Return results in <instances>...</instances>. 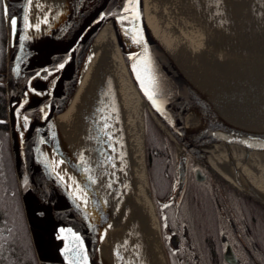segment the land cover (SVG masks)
Returning <instances> with one entry per match:
<instances>
[{"label":"water","instance_id":"1","mask_svg":"<svg viewBox=\"0 0 264 264\" xmlns=\"http://www.w3.org/2000/svg\"><path fill=\"white\" fill-rule=\"evenodd\" d=\"M152 1L150 15L147 0H132L131 12L124 11L130 7L129 0H2L7 123L39 264H69L70 260L73 264H157L147 263L144 257L149 258L150 248L142 241L137 245L145 263H132L117 260L122 246L102 238L105 224L115 241L123 237L119 220L105 201L116 176L114 114L110 119L100 104L95 108L98 101L89 103L91 143L86 144L63 103L98 33L109 24L127 74L146 103L144 112L176 145L177 177L169 202L183 193L193 161L197 179L209 173L264 204V191L241 170L245 164L264 163V63L223 61L174 39V35L178 38L174 30L179 29L173 24L167 36L161 20L165 1ZM137 12L139 18L133 20ZM177 15L172 16L178 20ZM12 19L17 21L15 28ZM262 26L260 20L257 28ZM258 31L264 41V29ZM62 63L64 68L59 69ZM45 69L51 72L46 79ZM143 137L147 185L160 226L146 165L145 121ZM259 178L264 182V175ZM158 239L170 264L161 230ZM65 247L72 251L64 252Z\"/></svg>","mask_w":264,"mask_h":264},{"label":"bare ground","instance_id":"2","mask_svg":"<svg viewBox=\"0 0 264 264\" xmlns=\"http://www.w3.org/2000/svg\"><path fill=\"white\" fill-rule=\"evenodd\" d=\"M164 1L161 20L167 36L169 28L174 25L179 29L174 30L173 33L178 34V38L174 35V39L194 44L223 61L234 64L264 63V41L258 31L264 29V0H178V4ZM152 3V0H147L150 15L149 4ZM169 5L173 8L172 12ZM174 10L178 20L172 16L176 15ZM260 20L263 26L258 29ZM93 100L99 102L95 108L100 104L110 119L114 114L117 120V130L113 133L117 145L112 150L116 176L105 201L110 213L119 220L123 237L115 241L109 236L105 224L102 225V238H109L114 246H122L117 260L145 263L143 251L137 245L138 241H142L150 248L149 258L144 257L147 263L166 264L158 241L160 226L155 205L147 185L143 146L146 103L127 74L110 24L98 33L75 82L63 95L68 118L86 144L91 143L88 105ZM62 161L67 163L65 157ZM241 170L264 191V182L259 178L260 174L264 175V163L245 164ZM217 171L232 183L222 171ZM101 246L104 247V244L101 243Z\"/></svg>","mask_w":264,"mask_h":264},{"label":"flooded vegetation","instance_id":"3","mask_svg":"<svg viewBox=\"0 0 264 264\" xmlns=\"http://www.w3.org/2000/svg\"><path fill=\"white\" fill-rule=\"evenodd\" d=\"M1 10L3 13L2 0ZM5 58L6 36L0 40V67L4 64L0 88L1 83L5 88ZM0 121V131L5 127L8 130V135L0 132L1 252L5 237L16 234L17 223H26V218L12 157L7 107L6 117H0ZM195 170L196 165L191 163L183 193L176 201L169 202L173 182L171 189L156 197L170 264H264V204L209 173L199 180Z\"/></svg>","mask_w":264,"mask_h":264},{"label":"trees","instance_id":"4","mask_svg":"<svg viewBox=\"0 0 264 264\" xmlns=\"http://www.w3.org/2000/svg\"><path fill=\"white\" fill-rule=\"evenodd\" d=\"M6 36L5 23L2 10L0 11V40ZM3 53V50H2ZM4 71V64L0 67V72ZM1 75V74H0ZM3 75V74H2ZM0 76V79L2 78ZM5 88L1 83L0 88V117H6ZM146 161L149 173L150 185L154 196H163L171 189V183H175L177 177V149L174 141L156 123L154 118L146 113ZM8 135L5 127L0 131ZM169 183L166 190L161 191L160 183ZM174 187H172L173 190ZM5 244L0 252V262L2 264H39L35 250L30 238L26 223H17L16 234L5 237Z\"/></svg>","mask_w":264,"mask_h":264},{"label":"snow or ice","instance_id":"5","mask_svg":"<svg viewBox=\"0 0 264 264\" xmlns=\"http://www.w3.org/2000/svg\"><path fill=\"white\" fill-rule=\"evenodd\" d=\"M129 5H130V7H128V8H125L124 9V11H126V12H131V11H133V8L131 7V5H132V0H129ZM139 18V13L137 12L134 16H133V20H136V19H138ZM120 19L121 20H123V19H126V17H120ZM10 23H11V25L15 28V26H16V24H17V21L15 20V19H12L11 21H10ZM37 27H38V25H37ZM25 38H27V37H25ZM137 43H139V40H137ZM64 68V64L62 63V64H60L59 65V69H63ZM59 69H54V71H58ZM45 71V73H46V75H45V79L47 78V75H51V72H49L47 69H45L44 70ZM37 76H39L40 74L39 73H37L36 74ZM33 92H35V89H33L32 90ZM35 94H38V95H41L42 93H35ZM22 107V106H21ZM17 115L19 116L20 114L19 113H17ZM23 120L25 121V123H26V121H27V117H23ZM0 123H3L2 121H0ZM21 126H23V125H21ZM85 203H86V201H85ZM167 207V206H166ZM69 232H71V230L69 229L68 230ZM61 232H64V229H61ZM73 235V237L75 238V240H77V241H79V237L78 236H76L75 235V233H73L72 234ZM81 247H82V245H81ZM72 251V248H70V247H65V249H64V252H71ZM85 261H86V257H85ZM69 264H73V261H69Z\"/></svg>","mask_w":264,"mask_h":264},{"label":"rangeland","instance_id":"6","mask_svg":"<svg viewBox=\"0 0 264 264\" xmlns=\"http://www.w3.org/2000/svg\"><path fill=\"white\" fill-rule=\"evenodd\" d=\"M172 2H174V4H178V0H171ZM171 6V5H170ZM171 8H172V6H171ZM172 10H173V8H172ZM176 10V9H175ZM174 10V11H175ZM178 16V15H177ZM147 110V109H146ZM145 110V111H146ZM145 113V112H144ZM144 117H145V115H144ZM148 177H149V174H148ZM158 183H160V185H159V188H160V190L161 191H164V190H166V188L168 187V184L169 183H166V182H164L163 184H161V182H159V180L157 181V185H158Z\"/></svg>","mask_w":264,"mask_h":264}]
</instances>
